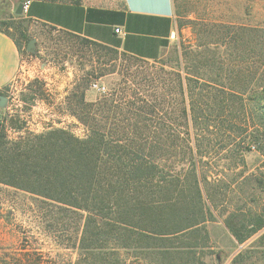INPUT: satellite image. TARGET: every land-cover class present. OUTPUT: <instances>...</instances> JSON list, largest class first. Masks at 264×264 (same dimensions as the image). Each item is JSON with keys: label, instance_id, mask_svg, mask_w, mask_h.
<instances>
[{"label": "rangeland", "instance_id": "rangeland-1", "mask_svg": "<svg viewBox=\"0 0 264 264\" xmlns=\"http://www.w3.org/2000/svg\"><path fill=\"white\" fill-rule=\"evenodd\" d=\"M22 1L0 5V31L22 49L21 71L3 92L8 104L0 108V264H119L118 255L81 259V213L67 212L4 182L15 153L34 137L54 129L80 139L88 135L74 114L81 113L82 98L87 103L115 98L124 107L117 110V121H138L143 139H167L154 160L165 172L184 175L192 165L179 154L189 141L195 150L196 178L204 197L203 202L190 197L188 204L191 213L203 210L198 225L169 249L135 246L119 250L120 258L127 264H193L180 252L182 243L190 240L199 244L194 264H264V229L240 243L226 224L233 213L242 218L264 211V41L249 44L243 34V0H174L172 45L152 62L89 45L17 15ZM56 1L103 6L116 2ZM227 26L237 29V38L222 37L221 28ZM25 35L29 41L23 40ZM32 40L35 46L29 51ZM250 48L257 52L250 55L256 59L253 69L246 59ZM204 83L208 87L202 90ZM137 109H142L138 117ZM108 116L107 111L99 115L104 121ZM122 126L126 130L121 128L119 137L135 135ZM173 138L177 147L170 150Z\"/></svg>", "mask_w": 264, "mask_h": 264}, {"label": "trees", "instance_id": "trees-1", "mask_svg": "<svg viewBox=\"0 0 264 264\" xmlns=\"http://www.w3.org/2000/svg\"><path fill=\"white\" fill-rule=\"evenodd\" d=\"M259 32L243 27L248 43L255 46L264 41V35ZM221 33L224 39L232 40L238 35L237 29L229 26L222 27ZM23 40L29 41V37L25 35ZM84 41L117 51L87 39ZM247 52L246 59L251 61L249 68L253 69L256 59L252 57L257 52L254 48ZM201 86L202 90L208 87L206 83ZM81 106L80 115L74 114L88 131L84 139L63 129L34 137L17 150L11 161L8 180L4 182L64 207L67 212L81 213L85 218L78 245L81 259H93L99 254L110 259L118 255L119 264H127L125 258H120L119 250H132L135 246L139 250H165L175 240L184 241V234L196 227L200 214L203 215L202 208L191 213L188 204L190 197L200 201L204 197L196 178V155L190 141L179 155L192 168L184 175L171 174L154 163L157 152L163 149L167 139H143L138 136V121L131 123L129 117L117 121V110L123 111L124 107L115 98H103L95 103H87L82 98ZM125 106L132 107L131 104ZM141 110L137 109V117ZM192 110L194 112L193 105ZM106 111L109 116L105 122L99 115ZM122 124L131 128L135 135L119 137V130H126ZM168 147L170 150L177 147L174 138ZM206 197L213 199L210 190H207ZM234 221L238 225H234ZM226 224L236 239L244 243L252 234L264 229V211L242 218L233 213ZM240 228L248 235H242ZM112 242L118 243V247H111ZM180 247V252H186L189 262L194 264L199 244L189 240ZM169 254L161 255L166 257Z\"/></svg>", "mask_w": 264, "mask_h": 264}, {"label": "crops", "instance_id": "crops-1", "mask_svg": "<svg viewBox=\"0 0 264 264\" xmlns=\"http://www.w3.org/2000/svg\"><path fill=\"white\" fill-rule=\"evenodd\" d=\"M5 1L14 0H0V5ZM21 3L24 18L143 61L161 59L172 45L176 28L174 0H116L112 6L56 0ZM243 27L264 31V0H243ZM116 29L121 33L116 34ZM21 50L0 31V93L19 76Z\"/></svg>", "mask_w": 264, "mask_h": 264}, {"label": "water", "instance_id": "water-1", "mask_svg": "<svg viewBox=\"0 0 264 264\" xmlns=\"http://www.w3.org/2000/svg\"><path fill=\"white\" fill-rule=\"evenodd\" d=\"M24 7H25V5L23 3L19 4V6L17 7V10H16V14L17 15H23ZM34 46H35V40L30 41L29 46H28V50L32 51ZM7 104H8V98L0 94V108L1 109L5 108L7 106Z\"/></svg>", "mask_w": 264, "mask_h": 264}, {"label": "built area", "instance_id": "built-area-1", "mask_svg": "<svg viewBox=\"0 0 264 264\" xmlns=\"http://www.w3.org/2000/svg\"><path fill=\"white\" fill-rule=\"evenodd\" d=\"M116 34H120L121 33V30L120 29H116ZM173 38H174V35H173ZM103 90H104V88H103Z\"/></svg>", "mask_w": 264, "mask_h": 264}]
</instances>
